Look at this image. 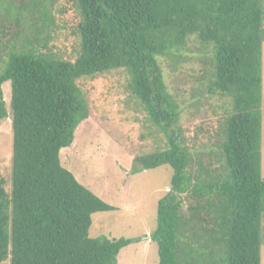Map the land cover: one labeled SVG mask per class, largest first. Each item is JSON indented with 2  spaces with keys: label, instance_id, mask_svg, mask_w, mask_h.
I'll return each mask as SVG.
<instances>
[{
  "label": "trees",
  "instance_id": "1",
  "mask_svg": "<svg viewBox=\"0 0 264 264\" xmlns=\"http://www.w3.org/2000/svg\"><path fill=\"white\" fill-rule=\"evenodd\" d=\"M70 1L78 16L73 60L48 49L53 0L23 1L18 11L2 7L18 25L26 11L35 36L16 33L0 69V122L7 117L6 82L12 115L9 192L0 179V263L116 264L133 242L88 236L92 214L114 207L59 158L89 115L77 82L123 68L132 98L166 137L162 150L133 158L131 173L162 165L173 170L151 234L158 264H261L264 0ZM6 29L1 23L0 34ZM191 38L211 54L198 81L208 94L230 101L219 121L220 140L198 155L181 141L180 104L157 61L177 62Z\"/></svg>",
  "mask_w": 264,
  "mask_h": 264
},
{
  "label": "rangeland",
  "instance_id": "2",
  "mask_svg": "<svg viewBox=\"0 0 264 264\" xmlns=\"http://www.w3.org/2000/svg\"><path fill=\"white\" fill-rule=\"evenodd\" d=\"M23 1L29 2L0 0V24L7 27L6 35L0 34V69L7 59L5 47L15 42L13 37L16 33H27L30 38L35 36L28 29L31 16L26 11L22 12L21 25H18L2 10L3 6L12 4L18 11ZM52 15L54 26L48 49L73 60L78 49L76 35L72 32L78 21L77 12L70 0H53ZM20 37L23 38L22 35ZM193 38L177 62L163 56H158L157 61L167 90L180 104L176 127L180 129L181 141L198 155L207 152L220 140L217 138L219 121L230 109V101L208 94L205 81H198L209 69L206 59L211 54L203 53ZM129 80V73L120 68L77 82L89 115L78 125L72 144L61 149L59 158L61 165L82 186L114 207L111 211L92 214L88 236H104L109 240L132 239L130 245L119 251L116 264H158L157 246L151 241V234L157 224V203L170 188L173 170L162 165L131 173L133 158L162 150L166 147V137L146 119V113L132 98L127 88ZM1 89L7 117L0 122V179L9 192L12 155L10 83H4ZM261 114V174L264 179V44ZM262 224L264 235V216ZM0 264H9V260ZM261 264H264V246L261 247Z\"/></svg>",
  "mask_w": 264,
  "mask_h": 264
}]
</instances>
